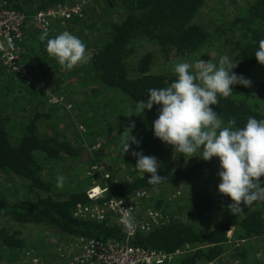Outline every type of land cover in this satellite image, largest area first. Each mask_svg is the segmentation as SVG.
<instances>
[{
	"label": "trees",
	"instance_id": "1",
	"mask_svg": "<svg viewBox=\"0 0 264 264\" xmlns=\"http://www.w3.org/2000/svg\"><path fill=\"white\" fill-rule=\"evenodd\" d=\"M2 1L10 8L33 14L38 10L54 8L66 0ZM206 1L122 0L125 13L121 21L110 19L112 16L108 13L113 10L114 3L105 2L102 26H107L108 29L99 38L98 47L87 69L81 66L79 70H83L90 77L91 93L96 99L93 102L88 100L89 97L84 99L78 109L81 115L79 124L64 129L52 124L47 128L46 133L39 131L43 121H52L54 116H57V111L65 110L70 101L61 106L47 108V99L41 101L42 96L41 98L37 96L34 89H29V93H26L29 97L28 105L19 109L17 117L20 121L17 123L13 121L11 115L6 114L5 110L0 111V219L14 217L19 223L46 222L59 232L74 237L118 241L125 239L118 225L107 221L101 223L81 221L74 216L79 204L89 202L86 192L92 183L101 184L100 174H94L92 181L89 178H81L74 183L72 179H64L67 188L61 193L57 191L53 181L50 182L45 178L47 170L45 165L50 163L70 159L82 164V152L86 148L83 145L82 130L88 125L90 117L94 124L103 126L100 135L118 152L119 160L111 167L112 176L105 181L109 182L110 190L104 195V199L131 197L142 189L165 191L168 187L176 188L181 184L195 186L205 180L207 172L218 158L205 162L198 157L190 164L184 160L183 155L175 153L172 146L155 138L152 125L158 115L159 106L154 105L150 111L145 109L141 115L136 109L137 101L147 100L148 89L166 87L177 79V75L170 72H153L151 67L155 57L152 52L141 56L134 69H131V62L138 56L139 48L145 43L157 46L166 61H169L172 55L181 59L194 55H199L201 59L207 58L208 56L203 52L211 47L214 38L204 25L195 21ZM89 6L85 8L83 18L72 19L70 24L68 23L70 25L68 29L80 27L82 32L95 27H99L97 30L101 29L96 20L98 16L95 8ZM25 7L27 10L24 9ZM229 20L225 30L221 29L218 32V35L224 38L220 47L221 56L226 55L234 63H238V67L233 71L250 79L252 84L250 87L235 85L231 96L220 97L219 105L212 107L221 115L225 123L229 118H235L236 127H243L250 116L258 120L264 119V81L250 77L251 71L259 64L255 57L259 41L264 40V0L247 3L243 14L230 16ZM35 35L39 37L41 33L36 32ZM49 36L51 38L52 35ZM81 37L82 35L79 34L78 38ZM28 39L34 42L38 38L28 34ZM44 48L45 43L40 41L35 52L30 53L33 57L29 61L31 65L38 64L37 68L46 75V72L53 69L57 60L46 58ZM0 72L11 76L1 65ZM111 92H117L126 98L132 104L135 115L128 120L116 121L114 124L108 122V113L104 108L110 106L116 109L110 97ZM103 93L108 94L101 99ZM106 98L107 102H105ZM85 105L94 110L93 115H90L91 111H84ZM118 114L119 111L115 110L116 118L119 117ZM98 117H103V120L100 118L102 121H97ZM131 122L135 123L132 135L140 141V146L130 145V151L124 154L120 135ZM71 128L73 132L69 136L67 132ZM132 151H142L144 155L155 156L161 164L159 174L166 179L158 185H150L148 174L135 169L136 159L132 156ZM97 152L99 158L105 154L103 149ZM175 155L177 158L182 157L179 158L182 160L174 161L177 159L173 158ZM177 163H181L180 166H176ZM124 170L127 171L126 174L122 173ZM49 176L51 178V175ZM53 177L54 175L52 180ZM15 180L18 182L13 183ZM4 184L11 187L20 186L19 188L22 186L30 199L12 202L10 189H3ZM192 201L197 209L218 210L217 228L199 232L186 221L167 222L152 232L137 234L131 244L166 252H173L183 247L189 250L197 249L193 255L181 256L177 264H203L209 261L220 264H264V253L260 258L253 259L244 246L236 251L229 261L223 257L225 243L229 241L224 231L225 225L234 228L238 240L264 237V201L254 202L245 207L244 212L235 216L228 209L231 199L227 196L219 202L215 200L213 193H205L193 198ZM154 204L153 208L160 209L159 202ZM9 233L6 229L0 230V243L9 251L18 252L22 247L20 233L17 231L13 234Z\"/></svg>",
	"mask_w": 264,
	"mask_h": 264
},
{
	"label": "rangeland",
	"instance_id": "2",
	"mask_svg": "<svg viewBox=\"0 0 264 264\" xmlns=\"http://www.w3.org/2000/svg\"><path fill=\"white\" fill-rule=\"evenodd\" d=\"M73 0H66L65 2H72ZM112 2L113 10L110 11L112 17L110 18L112 21H121L124 18L125 11L123 10V3L122 0H90L89 7L95 8V13L98 17H96L98 25L101 29L97 30L98 28L95 27L94 29H86L85 31H81L80 27H72L68 29L70 26L68 23L65 25H60L56 27L55 32L52 33L51 38H54L58 34L68 31L71 34L79 37V34L82 35L81 39L87 46V52L90 56H93L95 50L98 47V40L103 35L105 30H107V26L102 23L103 15H104V8L105 2ZM253 0H207L201 11L198 13L196 22L199 24L204 25L213 35L214 40L212 41V45L210 48L204 50V54L208 57L204 60H210L214 63H218L219 58L221 57L222 50V37L218 35V32L221 29L225 30V27L229 24L230 16L236 14H243L247 7V3ZM110 2V3H111ZM109 4V3H108ZM27 10V7L24 8ZM100 23H99V19ZM31 27V33L34 37H37V41H31L33 46L31 45V51H28L29 60L33 57L30 53L35 52V48L40 43L38 35H35L37 32L33 26ZM50 37V36H49ZM45 43L44 48V55L48 59H56L55 57L50 56L46 51L47 41H43ZM33 47V48H32ZM39 49V48H38ZM28 48H26V51ZM152 52L154 54V62L152 65V71L156 73H165L170 72L175 74L174 66L180 62H189L192 63L199 58V55L190 56L188 58L181 59L172 55L169 61L162 56L159 48L154 44L145 43L143 44L138 50V56L132 60L131 69H134L137 65L138 60L144 54ZM38 53V50H37ZM227 52H225L226 54ZM36 55H34L35 58ZM91 60V59H90ZM90 60L86 64H79L74 67L72 70H66L63 67L59 66V63L56 62L54 64L53 69L49 72L43 73L42 71L37 68L38 64L31 65V61H29L30 73L33 75L32 77L36 79L38 76L43 79H46L48 82V89L47 92L50 93L53 97H60L62 98L63 104H66L70 101L69 106L65 110H58L57 116H54V119L50 122L43 121L40 125V130L42 133H46L47 128L54 124L58 126L60 129L67 128L72 125H76L80 123L81 115L78 109L80 105L84 101L85 98H88L90 101H94L96 97L93 96L91 93V84L89 83L90 77L86 75V73L82 70L79 71L82 67H87L90 64ZM33 61V60H32ZM34 62V61H33ZM52 65V64H51ZM79 71V72H77ZM250 77L254 78L257 81H264V65L258 64L255 69H253L250 73ZM29 89H34V93L37 96H42V100L44 101L45 98L47 99V108L54 107L50 103V94L43 95L42 93H37L38 91L32 84H28L25 82H21L14 77L9 76L7 73L2 74L0 72V111L6 112L7 115H11L13 117V121L17 123L20 121V118L17 117L19 113V109L28 105L27 98L29 93ZM108 93H103L101 96L105 98ZM110 97L112 98V102L116 106V109L113 107L106 106L104 108L105 112L108 113V122L116 123V121L121 122L124 120L130 119L131 116L135 115L136 112L133 110L132 104L121 96L117 92H111ZM41 98V97H40ZM107 102V98L105 100ZM61 106V105H60ZM98 111H100L99 108ZM119 111L118 118L114 116V111ZM60 111V112H59ZM84 111L90 112V115H93L94 110H92L89 106H84ZM93 111V112H92ZM97 111V113H98ZM149 111V110H148ZM90 117V116H89ZM106 117V116H105ZM103 117H98L97 121H102ZM158 115H156V119ZM116 119V120H115ZM85 121V120H84ZM96 121V122H97ZM83 128V145L86 147L85 150L88 153V158L86 163L79 164L77 161H72L70 159H63L54 164L45 165L47 167L46 176L45 178L48 181H53L57 187V177L63 176L64 179H72L74 183L81 178H89L91 181L93 180L92 176L94 174H88L87 169L90 166L88 160L89 155H91V160L93 159L96 162L101 163L102 165L107 166V170L109 171L110 175L112 176V169L113 164L115 161H118L117 158L118 152L116 148L112 145H108V141L100 135L103 126H97L90 120L87 122ZM83 124V123H81ZM67 132L69 136H71L73 132V128L68 129ZM101 130V131H100ZM104 139H103V138ZM97 139L103 140L105 143L102 149L105 151V154L102 158H99V152L90 153L89 149L91 147L92 141H96ZM101 149V150H102ZM176 153V152H175ZM197 157H184V160H187L190 164L192 161ZM93 158V159H92ZM173 158H177L175 155ZM182 158V157H179ZM175 159L174 161L182 160V159ZM83 160V159H82ZM173 161V163H174ZM175 162V163H176ZM171 163V164H173ZM177 163L176 166H180ZM219 159L215 162L214 165L209 169L206 174L205 180L203 182H199L198 184H181L176 188L168 187L165 191H159V200L160 203V211H163V216L166 218L165 222H180L186 221L190 223L197 231L199 232H207L214 230L219 225V218H218V210L211 209V210H202L197 209L193 205L192 199L195 197H200L202 194L205 193H213L215 195V200L221 202L224 198L218 192V184L220 183V179L217 175L219 171ZM122 173H127L124 170ZM51 175H54V180L49 178ZM4 180V178H2ZM12 179H9L11 181ZM101 180V179H100ZM18 180H15L13 183H17ZM101 185L103 187L108 186L109 182H104L101 180ZM11 187L7 184L3 185V189H10L11 193V201H20V200H27L30 199V196L26 194L25 188L23 189L22 186ZM17 188L19 190H17ZM67 185H64L62 188L57 187V191H65ZM165 197H168L165 199ZM176 199V200H175ZM187 199V200H186ZM214 200V199H213ZM165 201V202H164ZM217 207V206H216ZM165 213V214H164ZM6 229L9 231V234H13V232H19V238L21 240L22 247L18 250V252H12L6 249L0 243V264H16L17 261H21L22 259H26L27 261L32 260L33 258H40L43 264H66L68 260L75 252V243L73 241V236L65 235L54 227L50 226L46 222H28V223H19L16 221L14 217L2 218L0 219V230ZM231 229V235L227 232ZM225 233H227L228 242L225 243V252L223 257L229 261V258L239 249L244 246V249H248L250 257L253 259L260 258L261 254L264 253V237L256 238V239H249V240H238V236L234 232V228H227L224 229ZM195 252L197 249H194ZM193 252V254L195 253ZM26 254L29 257H24ZM192 254V255H193ZM24 255V256H23ZM217 264L220 262H216Z\"/></svg>",
	"mask_w": 264,
	"mask_h": 264
},
{
	"label": "clouds",
	"instance_id": "3",
	"mask_svg": "<svg viewBox=\"0 0 264 264\" xmlns=\"http://www.w3.org/2000/svg\"><path fill=\"white\" fill-rule=\"evenodd\" d=\"M39 39L47 41V53L66 70L91 59L86 44L68 31L49 38L45 27ZM255 57L264 65V40L259 41ZM237 67L238 63L226 55L221 56L218 63L204 59L177 63L173 69L177 75L174 82L148 89L147 100L136 102L140 115L145 109L150 111L154 105L159 106L158 118L152 125L153 134L172 146L174 152L190 158L199 154L205 162L219 159L218 192L231 199L228 209L233 216L256 201H264V119L250 116L243 127H236L235 118L225 123L212 107L219 105L220 97L231 96L235 85L251 86L250 79L233 71ZM134 128L135 123L131 122L120 135L124 154L130 151V145L140 146V141L132 135ZM131 154L136 159L135 169L148 174L150 185H158L166 179L159 174L161 164L155 156L144 155L142 151ZM63 186L64 177L58 176L57 187ZM119 202L124 226L128 230L135 229L134 209L122 208L123 201ZM164 223L167 222L162 221L158 228ZM227 233L231 235V229Z\"/></svg>",
	"mask_w": 264,
	"mask_h": 264
},
{
	"label": "built area",
	"instance_id": "4",
	"mask_svg": "<svg viewBox=\"0 0 264 264\" xmlns=\"http://www.w3.org/2000/svg\"><path fill=\"white\" fill-rule=\"evenodd\" d=\"M90 0H73L72 2L60 3L54 8L38 10L33 14L10 8L5 2L0 0V65L15 79L32 84L39 94H50L47 92L48 82L42 77L34 79L30 73L28 51L31 42L28 34L33 26L38 33H42L44 28L48 29L49 35L55 32L56 27L69 23L72 19L84 17V10ZM26 48L28 50L26 51ZM50 103L53 106L63 105L62 98L53 97L50 94ZM103 140L97 139L91 144L90 153L101 150L104 146ZM89 155L88 174H100L102 181L111 178L107 166L91 160ZM108 186L103 187L95 182L92 183L86 195L90 201L85 206L75 209L74 216L81 221L104 222L118 225L125 236L123 241L115 239L74 237L75 252L71 254L66 264H177L180 257L192 255L194 249L186 247L176 249L173 252L149 249L131 244L132 239L141 233L152 232L158 228L166 218L163 212L152 209L147 204H141L150 193L147 190H140L131 197L120 198L111 197L104 202H99L103 195L109 192ZM122 208L134 209L136 227L128 230L122 222ZM136 210H139L136 212ZM24 256V255H23ZM24 257H29L28 254ZM16 264H43L40 258H33L27 261L25 258L17 261ZM203 264H217L216 261H209Z\"/></svg>",
	"mask_w": 264,
	"mask_h": 264
},
{
	"label": "flooded vegetation",
	"instance_id": "5",
	"mask_svg": "<svg viewBox=\"0 0 264 264\" xmlns=\"http://www.w3.org/2000/svg\"><path fill=\"white\" fill-rule=\"evenodd\" d=\"M100 185H101V184H100ZM146 190L150 193V195H149L146 199H144V200L141 201L142 206H140V207H143V204H147L148 207L153 208L152 205H153L154 203H157V202L161 203V202H160L161 200H159V190H157V189H156V191H154V189H153V190L146 189ZM87 199H88V197H87ZM105 200H106V199H104V195H103V197L100 199L99 202L102 203V202H104ZM88 201H89V199H88ZM89 203H90V201H89L88 203H86V204H79V205L77 206V208L80 207V206H85V205H87V204H89ZM153 206L155 207L156 204H154ZM138 211H139V210H136V212H138Z\"/></svg>",
	"mask_w": 264,
	"mask_h": 264
},
{
	"label": "water",
	"instance_id": "6",
	"mask_svg": "<svg viewBox=\"0 0 264 264\" xmlns=\"http://www.w3.org/2000/svg\"><path fill=\"white\" fill-rule=\"evenodd\" d=\"M87 158H88V153H87V151L86 150H84L83 152H82V161H83V163H86V160H87ZM229 225H225V228H227Z\"/></svg>",
	"mask_w": 264,
	"mask_h": 264
}]
</instances>
